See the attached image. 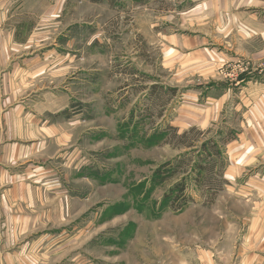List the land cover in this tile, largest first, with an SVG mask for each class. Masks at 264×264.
I'll return each mask as SVG.
<instances>
[{
  "label": "rangeland",
  "instance_id": "obj_1",
  "mask_svg": "<svg viewBox=\"0 0 264 264\" xmlns=\"http://www.w3.org/2000/svg\"><path fill=\"white\" fill-rule=\"evenodd\" d=\"M194 1L85 3L83 48L69 50L67 77L47 87L53 95L68 94V120L76 118L84 128L76 158L78 167L87 166L83 177L93 181L76 184L83 178L80 170L68 172L69 186L85 192L82 206L76 205L83 211L71 219L85 226L94 221L93 228L82 230L101 237L93 247L101 263L114 255L109 249L136 252L139 240L149 262L162 247L163 264H171L166 251L172 245L180 250V264H264V132L251 130L255 91L246 83L264 89V62L238 53L236 37L227 44L210 20L201 24L192 12ZM169 38L179 51L174 66L162 58ZM226 89L223 107L210 109L211 98ZM259 116L264 123V113ZM170 127L177 134L195 127L190 138L197 146L210 136L222 146L226 183L211 204L186 173L152 185L159 165L189 151L175 144ZM181 177H186L184 193L194 200L175 211L163 197ZM252 238L259 248L252 250Z\"/></svg>",
  "mask_w": 264,
  "mask_h": 264
},
{
  "label": "crops",
  "instance_id": "obj_2",
  "mask_svg": "<svg viewBox=\"0 0 264 264\" xmlns=\"http://www.w3.org/2000/svg\"><path fill=\"white\" fill-rule=\"evenodd\" d=\"M194 2L192 12L201 24L206 26L210 20L228 38L227 44L236 37L238 53L255 63L264 62V0ZM85 3L92 2L0 0V264L164 263L162 247L154 249L155 257L149 262L147 246L139 240L136 252L117 254L109 249L107 254L114 255L107 260L102 257L101 263L100 253L93 248L101 237L94 231L85 236L82 230L93 228L94 221L85 226L71 219L84 208L76 205L82 206L85 192L70 187L68 176L69 171L80 170L83 177L87 167H78L76 158V150L83 147L84 128L76 118L68 120V94L53 95L47 87L67 77L72 63L69 50L78 53L83 48ZM169 40L162 58L174 66L179 51L176 40ZM194 64L210 71L214 68L212 63ZM246 83L255 91L249 109L253 113L251 130L264 132L260 116L255 118L264 113V89L252 81ZM228 93L226 89L211 98L209 108L221 109ZM86 177L75 183L91 184L93 180ZM260 192L264 194V186ZM252 240V250L259 248L258 239ZM257 254L252 258L258 259ZM166 255L171 264L183 262L180 250L172 245Z\"/></svg>",
  "mask_w": 264,
  "mask_h": 264
},
{
  "label": "trees",
  "instance_id": "obj_3",
  "mask_svg": "<svg viewBox=\"0 0 264 264\" xmlns=\"http://www.w3.org/2000/svg\"><path fill=\"white\" fill-rule=\"evenodd\" d=\"M170 130L173 132L172 137L177 138L175 144L189 151L184 150L182 153L176 155L173 160L159 165L153 171L151 177L152 185L162 184L175 174L186 173L187 175H192L195 188L200 192V195L205 194L208 197L206 204H211L226 183L223 178L226 160L222 146L213 136L202 140L197 146L195 140L190 138V133L197 131L195 127H191L189 130L183 131L180 134L176 133L177 130L174 127H170ZM190 150L196 152V155L191 156ZM185 188L186 177H181L164 194V199H171L169 202L172 210L180 211L188 202L194 200L192 195H186L184 193Z\"/></svg>",
  "mask_w": 264,
  "mask_h": 264
}]
</instances>
